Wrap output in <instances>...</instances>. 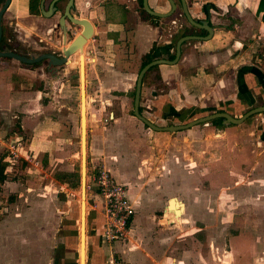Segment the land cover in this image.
I'll return each instance as SVG.
<instances>
[{
  "label": "crops",
  "instance_id": "obj_1",
  "mask_svg": "<svg viewBox=\"0 0 264 264\" xmlns=\"http://www.w3.org/2000/svg\"><path fill=\"white\" fill-rule=\"evenodd\" d=\"M86 1L87 4L84 5H89L90 8H85L89 15L84 19L92 26L93 33V39L89 43L94 42L95 47L102 45L104 48L103 52H97L94 46L87 50L96 51V55H100V60L92 56L93 73L102 71L105 75L101 84L97 82L100 85V94H105L101 96L100 102L103 101V106L98 113L100 117L105 111L109 115L105 122L110 120L106 122V127L92 129L91 146L89 152L87 147L86 151L93 167L103 165L108 168L113 180L127 189L128 200L134 210L126 238L111 244L104 243L101 220L96 214H92L93 219L89 222L88 264H102L110 257L120 259L125 264H201L200 261L207 264L203 253L193 251L197 246V233L206 231V226L198 228L195 222L191 229H185L183 233L180 223L185 222L181 217L187 213L188 219L202 218V214H208V204L218 193L228 199L254 193L256 195L253 199L264 204V160L259 159L264 155V113L253 115L238 125L221 123V127H215L218 131L199 128L206 127L209 123L174 133L149 130L127 114V101L134 90L139 68L135 69L133 65L127 69H118L113 62L115 55L107 54L106 48L110 41H114L116 36L113 34L118 29L125 31L124 27H127L131 37L129 42L127 39L123 41L132 44L133 60L139 67L142 57L152 46V58L167 59L168 56H173L175 43L184 29L178 14V0H172L176 6L174 12L162 19L143 17L136 0H122V3L118 0H112V3L110 0ZM77 2L75 0L76 5ZM146 2L153 12L164 14L169 10L167 0ZM185 2L194 19L211 25L212 34L205 41L183 42L179 47L180 54L176 64L158 65L155 70L158 79L154 76L155 72L143 79L138 106L142 110L141 116L157 127L177 126L215 112H225L232 118H240L248 110L259 107L260 103L264 104V24L257 12L258 0ZM105 3L113 7L109 12L103 9ZM117 9L124 18L122 23H115L110 17ZM16 10L19 14L28 13L27 0H20ZM32 18L35 21L23 27L27 35L29 31L35 32L36 22L40 21L38 17ZM92 21L98 24L99 21L104 22L105 32H98ZM16 25L18 26L17 23ZM35 33L39 35V31ZM99 34L105 35V38L100 41L95 39ZM123 54L126 60L131 61L130 50H125ZM12 73L15 75L16 72ZM9 84L12 85L8 90H12L14 94L21 92L19 82L15 87L13 83ZM1 87L3 86L0 85V89ZM21 93L18 97L19 106L15 111L16 114L24 115L30 106L23 97H29V93ZM0 100V108L8 106L11 109L17 103V99L11 100L8 95L5 96L3 90H0ZM10 101H13V105ZM130 102L131 105L132 100ZM37 105H40L38 101L32 103V109ZM0 115L2 117L3 113ZM51 128L57 127L55 125ZM30 130L35 133L32 138H36L37 144L40 143L43 147L40 139L47 129L34 125ZM138 130L142 134H138ZM243 137L248 140H242ZM22 139L20 134L13 133L7 141L11 144L12 141L18 142ZM0 144L5 147L8 143L0 139ZM32 144H20V155L35 151ZM227 148L229 151L236 150L241 156L245 153L254 155L256 161L245 173L239 174V180L233 181L231 186L212 192L206 181L208 168L199 169V165L213 161L214 157V161H217L219 151ZM39 152L43 154L44 150ZM198 171L203 173L198 175ZM170 199L176 201L168 203ZM180 200L183 208L178 203ZM254 209H257L258 214L264 213L260 207ZM165 213L169 216L175 215L168 218ZM22 218L24 222L20 227L17 223L13 227V241L8 244L5 240L3 244L0 240L6 251L2 252L3 249L0 248V264H48V260L43 257L47 255V239L44 234L47 214H22ZM38 221L39 230L36 226ZM42 222H45V226ZM17 231L26 236L23 245L22 240L16 237ZM186 231L189 232L186 234ZM36 233L40 234L39 244L31 237ZM1 235L5 237L2 232ZM248 247L249 250L255 247L252 241ZM225 254L229 264H233L230 250H226ZM77 260L78 257L76 264ZM67 262L66 264H70Z\"/></svg>",
  "mask_w": 264,
  "mask_h": 264
},
{
  "label": "rangeland",
  "instance_id": "obj_2",
  "mask_svg": "<svg viewBox=\"0 0 264 264\" xmlns=\"http://www.w3.org/2000/svg\"><path fill=\"white\" fill-rule=\"evenodd\" d=\"M19 1L20 0L12 1V6L10 7L9 12V16H14L13 21L18 24V31L17 33H15L16 36H18L19 32L21 34H26L24 33L26 32L24 28L30 25L33 20L35 21V18H32L31 15V17L26 16L27 13H17L16 8L18 7ZM85 1L78 0L77 9L76 11H73L74 16L82 19H84V17H88L89 12L88 10H86L88 8L84 7L87 6L84 5L87 4V1L86 3ZM118 1L122 3V0ZM109 2L112 3V0H110ZM107 4L105 3L103 9H106L109 12V10H111L113 7ZM178 12H181V10L178 9ZM110 17L115 23H122L124 20L121 11H119L118 9L114 10L111 13ZM180 20L182 21L181 18ZM92 22L98 29V32H105L106 24L104 22L99 21L100 24L94 21ZM45 26L47 27L50 25L46 23ZM124 29L125 31L118 29V31L113 34V36H116L114 39V41H116H110L107 44L106 53H113L115 55L113 62L118 69H127L129 66L133 67V65L135 66V69H137L139 68V65H137V63H135L133 60V46L131 43L127 44L125 43V41H123L127 39V41L129 42L131 37L128 28L124 27ZM71 31L73 33L75 32L74 29H72ZM9 34L10 31L7 33V35ZM28 34H31L32 36L33 32L29 31ZM25 36L27 37V35ZM38 36L41 40L50 43L48 37L45 36L44 33H39ZM94 38L99 39L100 41L105 38V35L99 34L98 37ZM100 43L99 45L102 44ZM85 45H87L88 47L85 48ZM85 45L83 47L84 58L90 59L87 63V72L85 73L84 80L86 102L85 142L89 152V147L91 146L92 139L91 134L93 132L92 129L101 128V126L106 127V122H110V120H107L105 122V119H107L109 116L105 111L102 112V116L100 115V117L98 113L99 108L102 109L103 106V104H101L103 103V101L100 102L101 96L103 97L105 94H100V85L97 84V82H100L101 84L105 79V75L102 74V71H95V73H93L92 66L94 58L96 59V57L98 58L100 55L99 53H97V55L90 53L88 56L84 54L85 50H90L92 46H94V49L98 52H103L104 48L102 45L100 47H95L96 43H89V40ZM41 46L47 48L44 44H42ZM127 49L130 50L131 61L126 60L124 57L123 53ZM40 50L42 49H38V51ZM32 52L33 50H29V53ZM92 56L95 57L93 58ZM74 58L75 61L70 65V69L62 70V75H60L61 78L57 80V83L54 85L51 94L48 95V98H50V100L48 99L46 100L47 102L45 101L43 103H40V105H37V107H35L34 109H32V103L35 104V98H37V96L39 95L38 92H46L41 91L40 87V80L44 79L45 77L41 76V79H39V77L33 75V72H28V70L26 69L28 68L27 66L21 65L16 61L10 59H3L0 61V81L3 80V83H0V85L3 86L0 90H3L4 95H8L11 100L17 99V103L15 105L16 107L14 106L10 109L8 108V106H2L0 108V113H3L2 117H4V119H2L0 115V139L10 144L7 139L11 138L13 133H15L16 135L20 134L21 139H23L19 140L16 143L23 144L25 142L26 146L27 144L32 142L33 148H35V151L31 150L29 154L26 153L27 155L25 154L22 156L21 154L20 156L22 157L18 159L16 164L14 163V165H10L13 166L12 170L8 171V173L5 175L6 177L4 181L0 185V237H2L0 238V240L3 244L5 240L8 244H10V242L14 240L13 227L15 226V223H17V226L20 227L21 223L24 222L22 214H47V228L45 229L46 233H44L47 239V243H45L47 246V250L45 251L47 255L46 257H43L48 260V264H51L52 261L53 264H66L68 263L67 261H69L70 264H76L77 258V239L75 241V238H77V218L74 219V214L77 217L79 194L78 187L69 188L59 181V178L62 174L66 172H77L79 186V157L77 156L79 155L78 141L80 135V96L78 89L79 81L77 77L78 58L75 56ZM98 60H100V58H98ZM2 65L4 67H2ZM12 72H16L15 75ZM18 82L21 84V86L19 87L21 88V92H24V94L29 93V97H23V99L29 102L30 106L29 110L24 115H19V113L16 114L15 111L16 108H18L17 106H19L17 105L18 102H20L18 101V97H20L22 93L19 92L14 94L12 90H8L9 88L11 89L12 85L9 83H13V86L15 87ZM95 93H97V97L95 96ZM130 100L132 99L129 98L127 101V114H130V111L132 110V104L130 105ZM10 102L11 105H13V101ZM32 111L35 112L33 113ZM4 113H6V116H4ZM140 113H142V110H140ZM15 115L16 118H13V116ZM34 125H38L41 128L47 129L40 139V141L43 143V147H41L40 143L37 144L38 142L36 141V138H32V135H34L35 133L30 130V127ZM55 125L57 128L52 129L51 127ZM199 128H205L206 130L210 129V131L217 130V128L210 125H207L206 127L200 126ZM138 131H136L138 134H142V132ZM243 139L248 140L244 137L242 138V140ZM6 149L7 148H4L3 145L0 144V156H2L4 150L7 154ZM39 150H44V153L40 154ZM36 153H38L39 155L36 156ZM183 153L185 154L186 152ZM188 154L190 155L191 152H189ZM89 157L90 155H87L86 151L85 225L87 263L85 264L89 263L88 255L90 244V219H93L92 214H96L99 219L101 217L100 200L94 198L96 188L92 184L91 177L94 174L95 170L101 168L108 171L112 176L108 168L103 167V165H96L93 167L90 163L91 161L89 160ZM22 158H25V160H23ZM215 159L216 158L214 157L213 161H209L208 163H202L201 165H199V169L202 167L208 168L209 173L206 175V181L208 183L209 189L212 192H216L217 190H221L223 188H228L229 186H231L233 181L239 180V174L245 173V171L253 165V162L256 161L254 155L252 156L245 153L241 156L236 153V150L229 151L228 148L219 151L218 160L214 161ZM259 159L260 161H263L264 155H262ZM20 160H22L25 164L24 168L20 167ZM4 163L5 162H3V164ZM153 163L155 164V162ZM191 166L194 167V165ZM263 172L264 171H262V173ZM201 173L199 171L197 172L198 175ZM220 194L218 193L217 196L212 198V200L208 204V214H202V218L191 220L188 219L189 214L187 213L182 215L181 217L185 222L180 223L181 231L183 233L185 229H191L195 222L196 227L204 228L206 226L207 228L206 231L197 233V236L200 239L196 238L197 240L195 244L197 246L193 249V251H200L201 253H203L204 261L207 262V264H229L227 260L223 259L224 256H226L225 252L228 249L233 255V264H264V204H260L258 203V200L255 201V199H253L256 195L254 193H249L245 196H236L230 199ZM180 202L182 201L180 200ZM256 207H260L263 214H258L257 209H254ZM174 215L175 214H170L169 216V214H166L165 217L169 216L168 218H170ZM206 216H208L209 218H204ZM39 224L40 221H38L36 225L38 230ZM41 224L45 226V222H42ZM73 231H75V235L72 234ZM1 232L3 235L5 234V239L1 235ZM188 232L189 231H186V234ZM16 234L17 239H21L23 245L26 236H24V233L21 234L18 231L16 232ZM31 237L35 239L36 243H40L39 233H36V235L32 234ZM251 241L255 247L249 250L248 246ZM2 243L0 244V248L3 249V252L5 251V248ZM12 245L14 244L12 243ZM48 253L50 254V256L48 255ZM114 259L125 264L120 259H117L115 257ZM200 263L203 264L201 261ZM102 264H106V260H104Z\"/></svg>",
  "mask_w": 264,
  "mask_h": 264
},
{
  "label": "flooded vegetation",
  "instance_id": "obj_3",
  "mask_svg": "<svg viewBox=\"0 0 264 264\" xmlns=\"http://www.w3.org/2000/svg\"><path fill=\"white\" fill-rule=\"evenodd\" d=\"M11 2L12 0H9L8 3H7V0H0V13H1L0 14V53L13 52L19 56H22L30 60L38 59L42 55H50V56L55 57L58 60H63L62 64H53L52 62L50 63L49 60L47 59L41 60L40 62L32 63L30 65H25V64L18 62L21 65L27 66L28 68L26 69L28 70V72L29 71L33 72V75H35L36 77H39V79H41V76L45 77L44 79L40 80V87H41V91H46V92L45 93L38 92L40 96L38 95L36 98V101H38V103L40 104V103L45 102L48 99L50 100V98H48V95L51 94V91L54 88V85L57 83V80L61 78L60 75H62L61 74L62 70L70 69V65L75 61L74 56L78 57V54H79V53L75 54L74 52L73 54L68 55L67 57H64V54H63V50H66V48L71 44V42L78 35H80L82 31V26L73 24L69 20L68 15L75 20H80L82 18L74 16L73 11H76L77 9L75 0H71L70 2L69 0H36V1H31V2L30 0H27V12L28 13L26 16L29 17L31 15L32 17L39 18L40 21L36 22L37 29L35 30V32L39 31V33L41 34L44 33L45 36L48 37V40L50 41V43L45 42L44 40H41L38 34L35 32L33 33L32 36L31 34H28V35L21 34L20 32L18 36H16L15 33H17L18 31V27L16 23L13 21L14 16H9V12H10L9 8L11 5ZM30 7H31V10H30ZM87 8H90V6L87 5ZM178 9L181 10L180 0H178ZM186 9H187V5H186ZM169 10H170V6H169ZM65 11L67 12L68 15L65 14ZM187 12H188V9H187ZM178 14H179V17L182 19V23H183L182 25L184 27L180 37H185V36L193 37L194 36V37L202 38V37L207 36L206 31L202 29L194 28L187 22L186 18L184 17L182 13V10ZM190 17L194 22H197L199 24H204V25L206 24L212 30L211 25L208 22L199 21L197 19H194L191 15ZM61 19H62V23L60 22ZM46 23H48L50 26L46 27L45 26ZM72 29L75 30L74 33L71 31ZM9 31H10V34L7 35ZM25 35H27V37ZM91 39H93V36H91L89 40ZM195 41H198V40H195ZM42 44H44L47 48H44L43 46H41ZM86 47L87 45H85V48ZM38 49H42V50L38 51ZM29 50L31 51L33 50V52L29 53ZM96 51L87 52L85 50L84 54H86V56H88L90 53L96 55ZM3 59L5 58L0 57V61ZM88 61H89L88 58H84V74L87 72ZM77 73H78L77 77L79 81L78 69H77ZM262 106H264V104L260 103L259 107H262ZM212 121L207 122V123H209V125L212 126L210 124ZM220 123H222V120Z\"/></svg>",
  "mask_w": 264,
  "mask_h": 264
},
{
  "label": "water",
  "instance_id": "obj_4",
  "mask_svg": "<svg viewBox=\"0 0 264 264\" xmlns=\"http://www.w3.org/2000/svg\"><path fill=\"white\" fill-rule=\"evenodd\" d=\"M8 1L9 0H7V3H8ZM70 1L71 0H69V2ZM167 2L169 3L170 10L164 14L156 13V12H153L152 10H150L147 7L146 0H141V6H142V10L147 15L154 17V18H161L162 19V18L169 17L175 9V6H174L172 0H167ZM180 3H181L182 13H183L184 17L186 18L187 22L194 28L202 29V30L206 31L207 36L202 37V38L194 37V36L193 37L192 36L180 37L175 43L174 55H173L172 60L159 59V58L155 59V58H152V56H150L151 60L147 64H145L139 70V72L136 75L135 84H134V92H133V100H132V116L135 119H137L143 126H146V128H148L151 131L174 133V132L188 130L191 127L198 126L200 124H204V123L210 122V121L215 120V119H221L223 125H238L253 115L264 113V106L248 110L240 118H236V119L232 118L230 115H228L225 112H215V113L206 115L204 117L194 119V120H192L186 124H183V125L166 126V127H157L154 124H152L150 121H148L146 118L141 116V114L138 111V106H139V95H140V88H141V80H142V77L145 74V72L153 66H158V65L171 66V65L176 64V62L179 58V54H180L179 47L183 42L191 41V40L205 41V40H208L212 34V30L206 24L205 25L199 24L197 22H194L191 19L190 15L187 12L186 4H185L184 0H180ZM65 14L68 15L66 11H65ZM68 18L73 24L82 26V31H81L80 35H78L71 42V44L66 48V50H63L64 57H67L68 55L73 54L78 49L81 50L82 46L85 44L86 40H89L92 36V26L90 25V23L87 20H85V19L75 20L72 17H70L69 15H68ZM60 22L62 23V19L60 20ZM0 57L5 58V59L14 60V61L20 62L22 64H25V65H30L32 63L40 62L41 60H45V59L49 60V62L50 63L52 62L53 64H62V62H63V60H58L55 57L50 56V55H42L38 59L30 60V59H26L22 56H19L13 52L0 53ZM79 77H80V74H79ZM78 89H79V96H80V94H81V91H80L81 90V83L80 82H79ZM84 93H85V83H84ZM80 99H81V96L79 98V102H81ZM79 104H80L79 105V124H80V122H81V113H80L81 103H79ZM80 139H81V135H79V141H80ZM79 141H78V143H79V153H78L79 154V186H78V192H79V197H80V207L79 208L81 209L82 199L85 201L86 142H85V151H84V157H83L81 154V142H79ZM83 160H84V162H83ZM171 201H176V200L170 199V200H168V203ZM168 203H167V207H166L165 212L167 211ZM178 203H180V205L183 206L181 202H178ZM80 214H81V212H80ZM182 214H183V212H182ZM81 216H82V214H81ZM85 224H86V212H85ZM85 235H86V225H85ZM226 258H227V256H224L223 259L226 260ZM85 263H86V259H85Z\"/></svg>",
  "mask_w": 264,
  "mask_h": 264
},
{
  "label": "built area",
  "instance_id": "obj_5",
  "mask_svg": "<svg viewBox=\"0 0 264 264\" xmlns=\"http://www.w3.org/2000/svg\"><path fill=\"white\" fill-rule=\"evenodd\" d=\"M7 148V159L10 165L18 161L21 148L19 143L11 142L5 145ZM25 160V158H22ZM92 184L96 188L94 198L100 200V220L102 224V238L104 243L111 244L124 240L128 233V226L134 215L133 207L128 200L127 189L115 182L108 171L104 169L95 170L91 177ZM106 264H123L114 258H109Z\"/></svg>",
  "mask_w": 264,
  "mask_h": 264
},
{
  "label": "bare ground",
  "instance_id": "obj_6",
  "mask_svg": "<svg viewBox=\"0 0 264 264\" xmlns=\"http://www.w3.org/2000/svg\"><path fill=\"white\" fill-rule=\"evenodd\" d=\"M87 41V40H86ZM86 43V42H85ZM85 45V44H84ZM82 49L76 50L75 54H78V69H79V81L81 83V108H80V113H81V122H80V135H81V154L84 157V151H85V132H86V118H85V110H86V102H85V93H84V80H85V74H84V56H83V47ZM79 157V155L77 156ZM84 162V160H83ZM84 164V163H83ZM178 205V204H176ZM181 206V205H180ZM80 207V197L78 194V205H77V219H76V229H77V238H75V241L77 239V249H76V254H78V260L77 264H85V259H86V235H85V201L82 199V204H81V209ZM183 208V206H182ZM168 209V208H167ZM82 216H81V214ZM167 213V211H166ZM165 213V215H166ZM87 260V259H86ZM87 263V262H86Z\"/></svg>",
  "mask_w": 264,
  "mask_h": 264
},
{
  "label": "trees",
  "instance_id": "obj_7",
  "mask_svg": "<svg viewBox=\"0 0 264 264\" xmlns=\"http://www.w3.org/2000/svg\"><path fill=\"white\" fill-rule=\"evenodd\" d=\"M31 1H36V0H30ZM137 1V4H138V7L140 9V13L142 14L143 17H146V18H151L149 15H147L143 10H142V7H141V0H136ZM30 10H31V7H30ZM257 12L260 13V21L264 24V0H258V5H257ZM154 46H152V48L150 49V51L145 54L143 57H142V61H141V64H140V67H139V70L145 65L147 64L150 60V53L151 51L153 50ZM173 59V56H168L167 57V60H172ZM157 69V66H153L151 68H149L145 74L143 75L142 77V80L141 82L143 81L144 78H146L147 75H153L154 72H155V77L158 79L159 76L156 75V70ZM134 92V90H133ZM133 92L130 93V98L133 99ZM138 111L140 113V108L138 107ZM130 115L132 116V112L130 111ZM221 119H217V120H214L212 121L210 124L214 127H221ZM8 154H6V151L4 150V153L2 154V156H0V185L1 183L4 181L5 179V175L8 173V171H11L12 170V167L13 166H10L9 163H7L5 161L6 157H7ZM21 162L19 163L20 167L21 168H24L25 167V164L23 163L22 160H20ZM3 162H5L3 164ZM59 181L60 183H62L63 185H66L68 186L69 188H76L78 187V173L77 172H66L64 174H62L59 178ZM76 218V215L74 214V219ZM73 235H75V231L72 232Z\"/></svg>",
  "mask_w": 264,
  "mask_h": 264
}]
</instances>
